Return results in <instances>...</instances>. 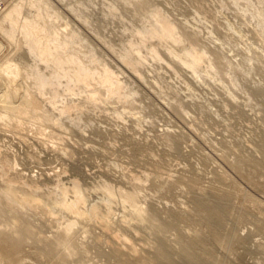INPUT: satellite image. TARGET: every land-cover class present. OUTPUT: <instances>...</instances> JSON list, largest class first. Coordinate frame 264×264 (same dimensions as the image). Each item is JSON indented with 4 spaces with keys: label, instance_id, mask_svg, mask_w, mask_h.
Returning a JSON list of instances; mask_svg holds the SVG:
<instances>
[{
    "label": "rangeland",
    "instance_id": "1",
    "mask_svg": "<svg viewBox=\"0 0 264 264\" xmlns=\"http://www.w3.org/2000/svg\"><path fill=\"white\" fill-rule=\"evenodd\" d=\"M2 1L1 12L18 2ZM21 1L26 13L37 2ZM45 1V18L55 23L60 39H76L68 52L39 65L38 73L47 78L63 63L53 105L50 89L40 96L28 60L0 35V90L9 81L12 86L4 91L17 94L11 97L22 91L27 100H45L44 117L0 111V190L10 184L19 196L34 194L44 205L37 211L0 199V224L15 223L21 263L121 264L107 248V236L123 235L119 225H127L129 217L117 196L109 201L104 195L107 186L113 194L139 192L136 209H144L142 220L166 225L163 235L171 243L180 233L186 243L208 238L193 199L221 198L227 206L223 235L234 234L242 244L232 250L231 240L216 247L209 242L210 264H264V170L248 167L250 160H263L264 0ZM153 11L175 27L182 42L181 47L164 40L157 59L145 48L138 55L128 47L136 42V30L148 27ZM184 48L202 57L195 74L180 61ZM69 52L94 73L87 85L74 82L75 65L64 64ZM120 58H127L129 67ZM107 74L114 85L106 83ZM68 81L73 90L66 93ZM64 106L70 110L61 113ZM71 182L85 195L82 211L88 221L77 223L70 246L58 249L67 259L57 263L49 258V244L47 255L39 241H52L65 228L70 217L60 211V191L70 189L69 201ZM106 204L113 216H105ZM92 207L100 213L94 218ZM107 217L114 221L103 229L99 224ZM145 232L137 234L154 244ZM139 263L147 264L141 257Z\"/></svg>",
    "mask_w": 264,
    "mask_h": 264
},
{
    "label": "bare ground",
    "instance_id": "2",
    "mask_svg": "<svg viewBox=\"0 0 264 264\" xmlns=\"http://www.w3.org/2000/svg\"><path fill=\"white\" fill-rule=\"evenodd\" d=\"M2 7H3V1L0 0V33H1L0 35H2L10 44L13 43V45H15L14 49L18 48L20 50L19 51L20 53H18V55L21 54L23 56L22 59L25 57L28 60L27 65L30 69V75L38 84V90L40 96H42L41 94L44 89H50L52 93V101L50 100V104L53 105V102H55L57 99L56 88L59 86L56 87V85L59 84V79L61 77L60 71L63 66V63H60L58 65V69H57L58 71L53 72L50 75L48 74L49 77L47 78H44L38 73L39 65L42 63L46 65L49 59L53 56V54H63L65 52H68L70 46L76 43V39L72 38L68 41L60 39L59 31H57V29L54 26L55 23L48 22L45 18V14L48 11V3L45 0H39V1L37 0L36 4L30 7L28 13H26V11L23 10V4L21 0H18V2L13 1L11 4H9V6L6 5L4 10L1 12ZM113 10L114 9H111V11ZM147 18L150 20V22L147 20L148 23H150L147 24L148 27L144 28V26L142 25L143 30H141L142 29L141 26V29H137L134 34V38L136 37L135 38L136 42L134 43L132 41H129L130 43L128 42V45L130 44V46H132V47L130 46L128 47L130 49L131 48L133 49L134 47L136 50L135 51L133 49V53L137 52L139 55V50L145 48L147 49V52L149 54L148 56H150L151 59H157L158 48L160 45L163 44L164 40H170L171 42L176 43L182 47V45L180 44L182 42H180V40L177 38L175 34V27L167 20L163 19L158 11L151 12ZM16 32H18L19 34L18 39L16 37ZM153 39L157 41L156 44H151L149 42ZM189 39L193 40L192 38ZM33 47L37 49L36 52L33 51ZM23 48L25 49L23 50ZM181 52L183 53V59H181L180 61L184 62L185 67L187 66V68L191 73L193 74L197 73L200 67V62L202 57L194 58L193 51L191 50L185 51V48L181 50ZM167 54L175 57L174 55L171 54L170 50H168ZM126 59L125 60L122 59L121 62H123L128 66V60L126 61ZM64 64L76 66L74 73V82L76 83L79 82L81 84L87 85V82L94 77V73H90L83 66L77 64L75 55L73 53L69 52L67 54ZM131 66H132L131 68L133 69V65ZM109 75L108 74L104 75L103 78L105 79L108 85H114V83L110 79L111 76ZM3 83L2 84L4 85V87L3 86L2 87L4 89L3 91L0 90L1 91L0 99H3L2 101H0V111L3 112L18 111L24 114L32 113L35 115L36 113H38L44 117L45 112L42 111L40 106L42 103L45 102V100L41 98L38 99L34 98L31 100H27L22 91L17 97L14 96L11 97L10 95L15 92L12 93L9 92L10 94L9 95L6 92L7 90L6 91L4 90L5 88L10 89L12 85L9 83V81L7 82L4 81ZM63 88H64L63 90L66 93L71 92L73 90L72 82L71 81L66 82ZM8 99H10L11 101L8 102ZM20 103H22V105ZM17 104H20L21 106H25L27 110H25L24 108L21 109L17 107ZM68 107L66 108L64 106L63 109L61 108L62 109L61 113L68 112L70 110ZM1 118H3V116L0 115V119ZM262 147H263L261 148L263 152L262 162L256 163L253 162V160H250V162H248L249 166L247 165L248 167L256 168L260 166L259 168L264 170V146ZM66 180L68 181V178ZM70 188H71L70 193L72 194V197L70 196L71 199L69 201L65 199V196H67V193L70 191V189L65 187V188H61L60 191L61 194L63 195V197L61 196L62 200L59 203L60 211L63 214H65L66 217L67 216L70 217V218L68 217L69 220L65 224V228L62 231H60V233H57L56 236L54 235L55 236L54 239L50 237L52 241H50L49 238H48L49 240H46V238L45 240H42V237H40L41 240L39 239L40 240L39 243L42 245L43 251L47 255H48V244H49V253H50L49 258H54L55 262L57 263H61L60 261H65L67 259V255L65 253H62L61 252L62 250L59 251L58 249L59 248L61 249L62 247H63L62 249H64L65 247L70 246V233L72 232V230L75 229L77 223H81V221H88V217L86 218L85 211H82V209L84 208L82 206L85 204V195L81 192V190L78 188L75 182H71ZM16 189L17 188H15V186L13 187L12 185L9 184L3 190H0V199L4 200L7 204L16 203L17 205H19V207L28 206L33 210H37V211L44 210V205L41 203V201L36 200L34 198V194H32L33 195L32 198H29L24 193L22 194H24L25 196L24 195L19 196L17 194ZM104 189L103 192L105 194L104 193L103 194L107 196V199L109 201L110 200L113 201V199L116 196L117 198H119V201L121 203L120 207L123 208L121 209V211L123 210L125 212L124 215L129 217V222L126 223L127 225H121V224L119 225L121 226L119 227V229L125 235L124 234L119 235L118 233L114 235H108L107 236L108 240L106 242L107 243L106 245H108L107 248L109 247L110 250L112 251V254L120 258V260H122V263L124 262L126 264H142L139 263L141 257V259L147 264H151L153 262L159 264H210L211 259H213L212 258L213 249L209 246V242H211L216 247V245L219 246L221 245V243L231 240V243L230 242L228 243H230L231 246L229 247H232L230 248L232 250L238 248L242 244V240L234 234L232 235L228 233L227 236L223 235L224 234L223 229L225 223L224 219L227 211V206L221 203L223 202L221 198H209V199L205 198L203 200L199 198L193 199L194 208L199 213L203 214L204 223L209 231L208 238H199L198 236V239L196 240L194 239L186 243V241L184 242L183 235H181L180 233L178 234V239H176L175 242L171 243L168 240V238L163 235V228L166 227V225L154 224L146 217L145 220H142L144 209L142 210L141 209L142 207L141 208L139 207L140 209H136L137 201L139 198L138 196L139 192L137 193V191H135L134 189L131 190L130 192L127 191L124 192L118 189V191L116 192V194L114 193L115 194L114 195L113 191L112 190L110 191L109 188H107V186ZM0 204L2 203L0 202ZM107 205L108 204L104 205L106 209L105 216L112 215L109 214L111 206L110 204L108 206ZM98 213L99 212L95 207H92L89 210V215H92L93 218L96 217ZM94 220H98V223L96 221L95 222L99 224V218L98 219L96 218ZM109 220L114 221L111 220V217L110 219L107 217L104 218V221L102 222L100 221L99 226L102 227L103 229H107L110 222ZM144 228H146L148 237L149 236L153 237L155 242L154 244H152L149 241V238L146 237V239L142 238L143 240H141V238L138 236L137 233ZM14 229H15V223H12L9 227H3L0 224V261L6 262L8 264H19L23 262V259L18 257L21 248V243H20V239L16 236ZM140 241L143 242L142 245L138 244V242ZM136 245H138L139 247H135ZM153 250L155 254L151 253V251ZM140 252L142 253L145 252L146 256H140L142 255L140 254ZM175 257H177V260L175 259ZM239 257H241V255Z\"/></svg>",
    "mask_w": 264,
    "mask_h": 264
}]
</instances>
